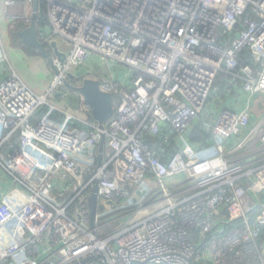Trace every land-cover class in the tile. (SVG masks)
<instances>
[{"label":"built area","instance_id":"1","mask_svg":"<svg viewBox=\"0 0 264 264\" xmlns=\"http://www.w3.org/2000/svg\"><path fill=\"white\" fill-rule=\"evenodd\" d=\"M45 2L40 37L65 57L52 54L44 94L0 37V264H264V0ZM33 3L0 0V18L24 7L10 27H28ZM94 54L113 79L71 80ZM85 77L113 94L103 127L65 84ZM47 106L67 120L34 124ZM199 122L206 156L190 140Z\"/></svg>","mask_w":264,"mask_h":264},{"label":"rangeland","instance_id":"2","mask_svg":"<svg viewBox=\"0 0 264 264\" xmlns=\"http://www.w3.org/2000/svg\"><path fill=\"white\" fill-rule=\"evenodd\" d=\"M5 10H7V17L4 14ZM25 12L24 7H2L1 18H0V37L3 39L5 48L9 54V63L12 64L16 72L20 75L23 81L37 94H44L45 91L50 87L53 82V73L51 72L52 63L49 61L42 59L39 57V54L34 51L32 48L27 47L25 44L18 43L14 39V34L12 33V29L10 27L12 21L9 15L22 14ZM26 26L24 21H21ZM17 27V25H16ZM17 29V28H16ZM3 37V38H2ZM62 49L68 51L70 47V42L68 40H58ZM50 52L53 51L49 44L46 45ZM67 71L72 73L73 76L77 77L82 74L88 73H98L102 79L112 80L113 76V68L112 62L107 57H102L99 54L92 55L87 64L84 65H76V66H68ZM66 89V88H64ZM62 92L59 91V93ZM57 94L58 98H61L60 94ZM56 102V100H53ZM62 105L60 102H56ZM34 124L39 123L41 121H49L46 118H39L32 120ZM107 230V228H106Z\"/></svg>","mask_w":264,"mask_h":264},{"label":"water","instance_id":"3","mask_svg":"<svg viewBox=\"0 0 264 264\" xmlns=\"http://www.w3.org/2000/svg\"><path fill=\"white\" fill-rule=\"evenodd\" d=\"M38 0H34L33 3V13L30 25L18 32V36L21 41L33 48L37 53H39L43 58L47 59L52 63V53L47 44L43 42L40 37V30L38 26L37 16H38ZM53 49V54L57 56L62 61L64 60L65 54L61 53L57 49V42L52 41L50 44ZM71 80H78L79 77L70 75ZM65 84L72 90L80 93L85 100L90 104L92 108V115L95 120L99 123L100 127L113 116L114 114V97L113 94L105 92L101 89L100 81L91 77L83 78L80 85H72L70 82L66 81ZM104 141L101 144L100 150H103ZM264 151V150H263ZM101 160V155H100ZM95 193L89 198V207L91 215V225L94 227L96 221V215L98 210V195L97 187L94 188Z\"/></svg>","mask_w":264,"mask_h":264},{"label":"trees","instance_id":"4","mask_svg":"<svg viewBox=\"0 0 264 264\" xmlns=\"http://www.w3.org/2000/svg\"><path fill=\"white\" fill-rule=\"evenodd\" d=\"M37 21H38V26L39 30L42 31L43 29H47L50 27L49 19H48V12H47V3L45 0L40 1L39 3V12L37 16ZM17 29L15 31H12L14 34V39L18 42L24 45V43L21 41L20 37L18 36V32L24 29L26 26L24 25L23 22L17 21ZM26 45V44H25ZM29 47L28 45H26ZM31 48V47H29ZM33 49V48H32ZM34 49L33 52L34 53ZM245 55H248V51L245 52ZM216 85L220 87H224L225 85V80L223 76H219L216 80ZM214 96H211L209 98V105L211 106L213 104ZM227 103L230 105V103H233V97L230 96L226 99ZM39 118H46V119H55V120H60V121H66L67 117L66 115L50 108V107H45L40 113L37 114L35 119ZM190 140L194 144H199L201 146L200 148V155L201 156H206L208 155L209 149L212 145V136L209 131L206 129V125L204 122H199L196 124L191 131L190 134ZM147 141H150V138H147ZM152 141V140H151Z\"/></svg>","mask_w":264,"mask_h":264},{"label":"crops","instance_id":"5","mask_svg":"<svg viewBox=\"0 0 264 264\" xmlns=\"http://www.w3.org/2000/svg\"><path fill=\"white\" fill-rule=\"evenodd\" d=\"M4 14H5L6 17H7V14H8V13H7V10H5V13H4ZM0 30H1V25H0ZM2 38H3V37H2ZM2 42H3V45L5 46L3 39H2ZM6 50H7V49H6ZM7 52H8V51H7ZM51 53L53 54V51H52ZM38 54H39V53H38ZM39 57L42 58V59H45V58H43L40 54H39ZM45 60H47V59H45ZM9 61H10V59H9ZM47 61H48V60H47ZM11 65H12V64H11ZM51 72L53 73L52 69H51ZM52 76H53V75H52ZM47 90H48V89H47ZM47 90H46V91H47ZM46 91H45V92H46ZM73 91H74V90H73ZM74 97H75V95H74ZM56 99H58V97H57ZM58 100H59V99H58ZM71 101H73L74 103H76V98H74V99L71 100ZM71 101H70V102H71ZM231 102H232V101H231ZM71 104L74 106V104H73L72 102H71ZM227 105H228V107H230V106H232V103H230V105H229V104H227ZM0 172H1L3 175H5L4 172H2V171H0ZM0 176L3 177L1 174H0ZM4 178H5V177H4Z\"/></svg>","mask_w":264,"mask_h":264},{"label":"bare ground","instance_id":"6","mask_svg":"<svg viewBox=\"0 0 264 264\" xmlns=\"http://www.w3.org/2000/svg\"><path fill=\"white\" fill-rule=\"evenodd\" d=\"M67 56V55H66ZM73 62V61H72Z\"/></svg>","mask_w":264,"mask_h":264}]
</instances>
